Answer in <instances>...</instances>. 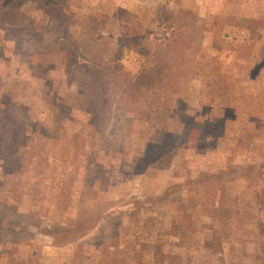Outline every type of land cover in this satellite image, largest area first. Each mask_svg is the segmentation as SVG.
<instances>
[{"label": "rangeland", "instance_id": "374dc122", "mask_svg": "<svg viewBox=\"0 0 264 264\" xmlns=\"http://www.w3.org/2000/svg\"><path fill=\"white\" fill-rule=\"evenodd\" d=\"M0 264H264V0H0Z\"/></svg>", "mask_w": 264, "mask_h": 264}]
</instances>
